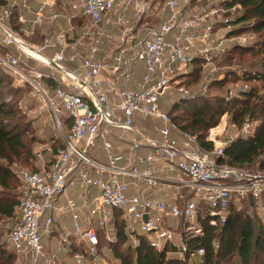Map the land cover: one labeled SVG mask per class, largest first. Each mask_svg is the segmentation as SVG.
I'll list each match as a JSON object with an SVG mask.
<instances>
[{
  "label": "built area",
  "instance_id": "obj_1",
  "mask_svg": "<svg viewBox=\"0 0 264 264\" xmlns=\"http://www.w3.org/2000/svg\"><path fill=\"white\" fill-rule=\"evenodd\" d=\"M242 10L225 0H8L0 7V65L51 108L61 141L48 164L36 151L38 170H16L20 194L8 232L15 264H114L100 235L114 240L117 215L133 246L145 237L183 261L204 254L192 240L205 223H226L249 197L250 213L264 224V153L255 167L230 163L225 152L233 139L253 135L257 121L248 117L223 140L221 120L205 136L213 143L207 149L166 107L193 96L178 89L188 73L196 67L203 75L207 65L213 73L229 45L240 43L230 33ZM98 140L103 152L91 155Z\"/></svg>",
  "mask_w": 264,
  "mask_h": 264
},
{
  "label": "trees",
  "instance_id": "obj_2",
  "mask_svg": "<svg viewBox=\"0 0 264 264\" xmlns=\"http://www.w3.org/2000/svg\"><path fill=\"white\" fill-rule=\"evenodd\" d=\"M225 1L229 4L239 3L243 7L242 13L235 20L236 27L230 34L258 32L262 37L261 47L264 50V0ZM7 2L8 0H0V7ZM34 39L40 40V37ZM237 47L233 46L232 51ZM232 51L228 49L224 58L231 57ZM187 75L189 78L186 80L192 82H197L201 76L196 67ZM250 78L262 83V88L250 85L249 91H243L242 95L232 98L220 95L203 100L202 95L195 93L174 102L170 106L169 114L180 129L198 135L201 144L207 149H211L213 143L206 141L205 136L209 129L220 123L225 114H230L233 123L239 128L248 117L257 121L253 135L238 136L225 148L230 163L241 166L256 164L259 156L264 153V63L263 68L254 71ZM31 89L28 84L15 85L13 76L0 65V220L14 219L19 200L16 176L18 179L19 177L11 165L16 159L30 166L33 162L35 168L30 170H38L42 165L36 157V151L28 146L26 137L30 130L29 121H26L22 107L17 104L23 99L25 91ZM189 104H194L195 110H189ZM243 203L242 209H232L226 223L217 226L205 223L204 235L192 240V245L201 246L205 250L200 256V264H220L228 261L233 255L238 256L239 264H253L257 254L264 255L262 218L256 212L251 214L249 211L251 207L254 208L253 198L249 197ZM114 223L117 226L114 240L105 242L100 235L101 243L102 246L111 248L113 256L121 264H187L190 261L168 255L167 250L157 251L148 244L145 237L140 239L137 246H133L128 240L125 223L119 215ZM3 236V231L0 230V264H15L17 254L13 249H9Z\"/></svg>",
  "mask_w": 264,
  "mask_h": 264
},
{
  "label": "rangeland",
  "instance_id": "obj_3",
  "mask_svg": "<svg viewBox=\"0 0 264 264\" xmlns=\"http://www.w3.org/2000/svg\"><path fill=\"white\" fill-rule=\"evenodd\" d=\"M236 34H238L239 36L237 37H240L241 39L240 43L229 45L228 49H230V51H232L233 46H238L234 51H232V53L230 52L231 57L228 56L227 58L215 61L213 73L211 71H207L211 67V65H207L204 69V73H206L201 75L200 79H198L197 82H192L191 80H182L178 84V89H186L190 91L192 95L198 93L199 95L203 96V100L208 98L211 99L215 96L220 95H227L231 98L234 96H240L242 95L241 89H243L245 85H255L257 88L261 89L262 83H257V81L255 82L254 80H251L250 75L254 73V71H260L263 68L264 50L261 47L262 37L258 32L255 31H245ZM1 40L2 38L0 36V41ZM67 65H69L70 67H75L77 63L67 62ZM206 76L209 78L208 80L205 78ZM204 84L206 85L203 86ZM178 89L173 90L174 94H178ZM168 96L169 94H166L162 97L163 104L170 102ZM165 100H167V102ZM17 104L22 107V111L25 113L26 121H29L30 130L26 137L28 146L32 147L33 151H42L45 160L41 161L47 162L48 164V162L53 158L54 154L56 153L57 147L61 143L60 138L57 134V130L55 128L56 123L51 108L45 102H42L40 96L38 94H35L32 89L31 91H25L23 99L19 100ZM187 106L188 109L191 111L195 110L196 108L194 104H189ZM60 117L64 120L66 119L64 111L60 113ZM221 120H226V131L223 134V140H228L232 137H235L239 130V126L233 123L231 115L229 114ZM114 132L116 134H121L122 130L115 129ZM82 145H84V143ZM100 145L101 142L100 140H98L97 146L92 147L89 150L90 154L100 155L103 152ZM36 157L38 158L37 155ZM258 160L260 161V159ZM11 167L15 170L21 168L30 169L35 168V164L31 162L30 166L29 164H25L22 160L16 159V162H14ZM255 167H257V164L255 165ZM16 180L18 184L16 191L20 194L21 182L19 181L17 176ZM176 221L178 222L179 219H176ZM12 225V219L4 218L0 220V230L3 231V237L4 239H6L10 250H12V246L8 242V232L10 231ZM172 228L176 233L175 241L176 243H179V230L175 226ZM107 253L110 255V257L113 256L111 248L107 250ZM200 263L201 258L194 257L191 258L187 264ZM40 264H43V261H41ZM114 264L121 263L119 260H117ZM220 264H239L238 256L233 255L228 261H223ZM253 264H264V255L260 253L257 254L254 258Z\"/></svg>",
  "mask_w": 264,
  "mask_h": 264
},
{
  "label": "crops",
  "instance_id": "obj_4",
  "mask_svg": "<svg viewBox=\"0 0 264 264\" xmlns=\"http://www.w3.org/2000/svg\"><path fill=\"white\" fill-rule=\"evenodd\" d=\"M164 106H166L165 104H164ZM168 109H170L169 107H170V105L169 106H166Z\"/></svg>",
  "mask_w": 264,
  "mask_h": 264
}]
</instances>
